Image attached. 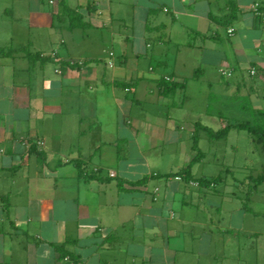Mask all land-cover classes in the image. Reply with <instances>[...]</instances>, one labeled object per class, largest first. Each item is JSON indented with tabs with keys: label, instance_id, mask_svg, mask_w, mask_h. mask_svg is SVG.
<instances>
[{
	"label": "crops",
	"instance_id": "obj_1",
	"mask_svg": "<svg viewBox=\"0 0 264 264\" xmlns=\"http://www.w3.org/2000/svg\"><path fill=\"white\" fill-rule=\"evenodd\" d=\"M45 1L14 0L5 9L15 22L28 20L21 33L6 31L0 11V49L38 57L0 56V263L73 264L69 256L58 260L63 246L78 264H264V231L245 228L247 203L236 206L235 226L222 216L226 204L209 199L217 195L213 185L168 177L179 171L155 165L172 158L163 149L182 142L186 129L148 110L152 95L153 105L176 109L169 97L185 99L188 83L198 82L181 69L185 62H168L167 42L181 33L185 47L201 40L203 53H217L207 42L220 40L225 27L242 45L238 29L222 20L241 15L254 29L264 0ZM209 56L194 78L215 64L233 75L245 63L264 69V58L243 56L233 65ZM209 121L191 125L216 123ZM192 174L214 177L193 167Z\"/></svg>",
	"mask_w": 264,
	"mask_h": 264
},
{
	"label": "rangeland",
	"instance_id": "obj_2",
	"mask_svg": "<svg viewBox=\"0 0 264 264\" xmlns=\"http://www.w3.org/2000/svg\"><path fill=\"white\" fill-rule=\"evenodd\" d=\"M13 2L14 0H0V11L3 12V17L6 18L4 22V25L7 27L6 31L10 32L11 29H17L21 33L23 29H26L28 20L23 18L20 20L21 22L17 21V23L9 14L4 15L5 9L13 5ZM45 4L49 6L48 0L45 1ZM17 12H20V10ZM22 14L17 13V15ZM222 21L231 22V25H234L238 29V33L243 39L242 45L238 46L230 38L225 27L219 32L220 40L207 42L210 50L216 44L217 53H212L211 51H207V54L203 53L201 40L197 41V48L190 49L185 47L188 37L181 33L176 34L173 41H169L166 44L168 48V52H166L168 62L174 64L176 61L181 67L183 62H185V67L181 69L184 70L187 77L192 81L196 80L198 82L188 83L189 89L185 99L183 97L176 99L169 97L171 103L175 101L178 105L176 109L162 107L161 105L157 106V104L153 105L154 101L157 102V95H152L149 98L148 102L150 105L148 106V110L152 111L154 116L158 117L157 115H161L162 118L167 119V116L171 115L175 119L177 118L179 122L182 120V123L185 125L184 128L186 129L181 131V135L184 137L182 142L177 143L173 141L171 143L170 141L164 149L162 148L165 152H169L172 158L168 156L163 162L160 161L155 164L157 167L159 165L164 166V169L173 167V171L176 172L177 170L180 172L181 167L188 163L190 164V155L193 153L192 135L194 129L191 121L200 119L203 124L208 125L209 120L213 117L216 123L215 125L212 123L211 127H214V130L218 131L224 122L228 121L234 124L250 120L249 114L242 109L241 105L243 103H251L255 108H264V77L262 75H252V67L250 68L248 63L240 64L233 77L229 74L233 70L227 69L229 73L226 76L228 78L222 77L223 74L219 66L215 64V66H203L205 75L199 76V79L198 77L194 78V73L199 67L202 58L204 59V55H210L209 58L215 62L219 61V57L223 56L227 59L226 61L228 63L233 65H235L234 63L237 62L239 57L243 56H247L249 59L252 57L264 58V20L255 21L254 29L248 27L251 26L252 21H245L241 15L238 20L225 19ZM178 28L181 27L178 26ZM248 28L250 29L248 30ZM152 43L155 46L158 45L155 41H152ZM176 43H180L178 45L181 46L180 59L177 57L176 49L178 47H176ZM149 54H151L150 50ZM144 63H146L147 70L150 60ZM160 71L164 70L157 68V72L159 73ZM172 71L173 69L171 67L166 69V72L170 74ZM208 81H211L213 89L208 87ZM207 105H211V111H215V113H211L212 116L210 118H208L209 115L206 112ZM135 108L137 107L135 106ZM168 110H170L169 113ZM221 119H224V121H221ZM199 135V146L203 153H205V157L192 165L193 171H202L210 174V176L220 177V182L213 185L217 190V195H208L209 199L216 203L223 202L226 204L224 206L226 208L225 213L222 216H226V220L228 222L231 221V224L235 226H240L239 223H241L240 215L236 213V206H239L241 201L244 202V205L247 203L250 208L247 210L248 213H245V228L254 231L262 229L264 231V179L258 183V188L252 187L256 183L253 179L258 180L261 175L264 177V145L259 141H253L249 132L246 130H232L226 139L220 141L211 140L202 131ZM229 171H232L233 174L228 173ZM236 179L240 182L246 181L248 185L242 188L237 187L234 185ZM224 194H226L225 202L223 201ZM191 213L196 214V210ZM215 217L220 218L221 215L217 212L215 213Z\"/></svg>",
	"mask_w": 264,
	"mask_h": 264
},
{
	"label": "trees",
	"instance_id": "obj_3",
	"mask_svg": "<svg viewBox=\"0 0 264 264\" xmlns=\"http://www.w3.org/2000/svg\"><path fill=\"white\" fill-rule=\"evenodd\" d=\"M74 13H76V12H74ZM229 19L235 20L234 18H229ZM223 24L225 26H228V25L231 26V22H223ZM72 27H74V26H72ZM23 51H25V53H27L29 59H31L33 61L38 60L37 56L30 54L29 51H27L25 48H22L21 50L9 49L7 51L5 49H0V56L1 55L7 56V55H11L12 53H15V52H23ZM251 67H252V69H255V72H256L255 75H258V76L262 75L264 77V69L263 68L257 66L256 64H252ZM232 75H233V72L231 71V76ZM225 77H227V76H225ZM167 81L168 80H166V81L164 80L163 85L167 86L169 84V82H167ZM241 106H242V109L245 112H247V114H249V117H250L249 121H243V122H239L236 124H232V123L227 121V122L223 123L221 129L218 131H215L211 127L205 126L202 123H196L194 125L193 135H192V140H193L192 149L196 154L194 155L190 164L185 169H183L181 172H179V174L178 173L177 174H171V175H168V177H175L177 175H182L187 180L197 181L199 183V185L202 187L203 186L204 187H210V186L218 184L220 182V177H213L210 180L202 178V177L199 179H196V178H194V176L192 174V165L196 162L201 161L203 159V157L205 156V153H203V151L201 150V148L199 146V142H200L199 133L201 131L205 132V134L211 140L220 141V140L226 139L232 130H246L249 132L253 141H259L264 145V108H255V107H253V105L251 103H243ZM263 179H264V177L261 176L258 180L253 179V181L257 182L256 184H258ZM56 251H57L59 261L65 259L66 257L69 256L74 260L73 264H78V258L76 256L70 254L68 251H66L63 246L57 247ZM0 264H7V263H0Z\"/></svg>",
	"mask_w": 264,
	"mask_h": 264
},
{
	"label": "built area",
	"instance_id": "obj_4",
	"mask_svg": "<svg viewBox=\"0 0 264 264\" xmlns=\"http://www.w3.org/2000/svg\"><path fill=\"white\" fill-rule=\"evenodd\" d=\"M255 12H256V14H259V12H258V6L255 7ZM229 31H230V33L232 34L234 30H233V29H230ZM221 73H222L223 75H226V74H228L229 72H227L226 69L222 68V69H221ZM229 74H231V73H229ZM251 74H252V75H255V74H256L255 69H251Z\"/></svg>",
	"mask_w": 264,
	"mask_h": 264
}]
</instances>
